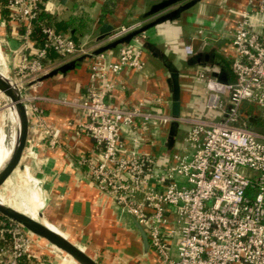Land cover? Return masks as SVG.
I'll use <instances>...</instances> for the list:
<instances>
[{
  "label": "built area",
  "instance_id": "obj_1",
  "mask_svg": "<svg viewBox=\"0 0 264 264\" xmlns=\"http://www.w3.org/2000/svg\"><path fill=\"white\" fill-rule=\"evenodd\" d=\"M43 1L3 0L9 19L22 29L15 34L20 45L10 49V65L0 48V70L15 82L27 111L24 156L35 160L40 150L55 147L60 135L37 104L38 78L52 70L50 53L67 60L90 53L52 26H42L40 41L33 37V20L40 10L50 11ZM232 14L234 81L226 85L227 100L208 84L205 107L216 112V118L188 120L184 150L172 151L164 165L162 152L144 149L152 142L146 136L153 132L152 125L168 124L174 117L158 111L149 99L131 108L107 102L116 86L108 75L144 67L136 40L118 46L115 61L103 52L94 55L100 57L90 62L83 100H77L83 111L77 131L92 140L90 152L78 156V164L143 228L159 264H264V136L248 128L241 113L244 102L264 107V0H246L244 8ZM142 24L112 28L101 43ZM185 50L192 54L190 46ZM25 170L30 173L27 165ZM39 239L0 215V264H44L35 248ZM46 244L52 253H62Z\"/></svg>",
  "mask_w": 264,
  "mask_h": 264
},
{
  "label": "crops",
  "instance_id": "obj_2",
  "mask_svg": "<svg viewBox=\"0 0 264 264\" xmlns=\"http://www.w3.org/2000/svg\"><path fill=\"white\" fill-rule=\"evenodd\" d=\"M156 2L158 0H44L43 4L50 8L46 10L48 16L55 18L54 23L48 18L44 23L49 22L57 31L69 34L91 53L102 44L106 33L98 32L103 24L111 28L135 21L144 24L151 19L144 16L145 12ZM245 5L246 0H201L178 17L144 31L146 46L139 44L144 67L141 70L124 68L116 76L108 75L107 80L116 82L108 95V104L131 108L149 99L158 111L172 116L167 78L170 68H176L181 108L172 151H183L185 132L190 125L188 120L216 118V112L205 107L208 84L227 100L226 85L234 81L230 67L234 53L229 34L234 27L232 10ZM21 27L20 23L9 19L4 2L0 0V48L8 65L11 64L10 49L20 45L15 34ZM187 46L192 48V54L186 53ZM117 52L118 47L102 55L115 61ZM99 57L84 58L65 74L58 73L38 82L36 95L40 99L37 104L43 108L48 124L59 128L60 135L55 147L39 151L38 160L27 158L25 164L34 176L24 169L25 174L37 179L42 220L99 264H159L158 256L149 246L144 252L142 236L132 216L97 188L86 176V168L77 161L78 156L90 152L92 143L86 132L77 131L83 120L77 100H83L90 62ZM67 61L70 60L55 54L49 57L52 69ZM241 113L251 120L249 128L264 136V107L244 102ZM171 124L152 125L153 132L146 136V140L152 142L144 149L155 154L165 151ZM5 126L6 119L2 118L0 142ZM125 143L129 148L128 142ZM39 181L43 187L41 192ZM17 204L19 208L16 207L25 212L22 203L17 201ZM35 248L44 264H75L64 254L52 253L44 239L37 240Z\"/></svg>",
  "mask_w": 264,
  "mask_h": 264
},
{
  "label": "water",
  "instance_id": "obj_3",
  "mask_svg": "<svg viewBox=\"0 0 264 264\" xmlns=\"http://www.w3.org/2000/svg\"><path fill=\"white\" fill-rule=\"evenodd\" d=\"M201 0H158V2L151 5L149 10L145 12L144 16H149L151 19L142 24L139 28L105 44H100L90 54H84L78 56L66 63L53 68L48 73L39 77V80L52 77L58 73L65 74L69 69L74 68L77 63H80L84 58H88L104 51L114 49L120 45H126L132 40H136L140 45L146 46L145 39L142 33L152 26H156L165 20H171L178 17L182 12L188 10L193 5ZM111 26L103 24L99 28L98 34L108 33L111 30ZM103 37V36H102ZM167 83L171 93V114L174 117V121L169 127L167 138L165 142V151L160 155V165H164L171 152L175 140L177 122L180 115V83L179 73L174 67L170 68L169 77ZM0 93H2L9 101V105L12 107L16 120H17V133L13 141L10 154L0 167V186L6 181V179L15 170H24L26 164L24 163V155L29 136V120L27 117L24 101L22 100L20 90L16 86L15 82L9 76L5 75L0 70ZM0 215L16 222L28 231L36 235L37 237L44 239L50 245H53L60 252L72 258L78 264H99L94 258L88 255L80 246L70 241L60 231L54 230L47 226L42 220V212H38V219H35L25 212L17 210L12 206L4 204L0 200ZM136 227L139 229L144 252L148 250V238L143 228L136 223Z\"/></svg>",
  "mask_w": 264,
  "mask_h": 264
},
{
  "label": "rangeland",
  "instance_id": "obj_4",
  "mask_svg": "<svg viewBox=\"0 0 264 264\" xmlns=\"http://www.w3.org/2000/svg\"><path fill=\"white\" fill-rule=\"evenodd\" d=\"M8 106H9L8 99L4 95L1 94L0 95V124L2 123V118H4L6 119V126L3 129L0 146L7 132L8 112L6 114V109ZM27 161L28 159L25 158L24 163L25 162L27 163ZM39 184H40V192H41L43 187L41 186V183ZM0 198L5 203L15 202V205L17 204L16 201L22 203L26 214H28L29 216L35 219H38V212L40 210H39V198L37 196V191H36V184L35 182H33V180L29 176H26L25 170H22V171L15 170V172L0 186ZM16 206L19 208L18 204ZM61 254H64V253H61ZM64 256L71 262H75L69 256L65 254ZM75 264H78V263L75 262Z\"/></svg>",
  "mask_w": 264,
  "mask_h": 264
},
{
  "label": "bare ground",
  "instance_id": "obj_5",
  "mask_svg": "<svg viewBox=\"0 0 264 264\" xmlns=\"http://www.w3.org/2000/svg\"><path fill=\"white\" fill-rule=\"evenodd\" d=\"M6 107V106H5ZM8 112V120H7V132H6V136H4L3 138V141H2V144H1V149H0V167L2 166V164L4 163V161L6 160V158L8 157V155L10 154V150L12 148V145H13V141H14V138L16 136V133H17V120H16V116H15V113L12 109V107L9 105L6 109V114ZM15 172V171H14ZM13 172V173H14ZM12 173V174H13ZM11 174V175H12ZM10 175V176H11ZM29 175V174H28ZM9 176V177H10ZM8 177V178H9ZM30 177V176H29ZM7 178V179H8ZM31 178V177H30ZM6 179V180H7ZM33 180V182H35L37 184V179H34V178H31ZM4 204L6 205H9V206H12L13 208L19 210L16 205H15V202H8V203H5L2 199H0ZM17 202V201H16ZM21 211V210H20ZM41 211V210H40ZM39 211V212H40ZM24 212V211H22ZM26 213V212H25ZM49 226V225H47ZM50 228H52L51 226H49ZM54 229V228H52ZM55 230V229H54ZM59 231V230H58Z\"/></svg>",
  "mask_w": 264,
  "mask_h": 264
},
{
  "label": "trees",
  "instance_id": "obj_6",
  "mask_svg": "<svg viewBox=\"0 0 264 264\" xmlns=\"http://www.w3.org/2000/svg\"><path fill=\"white\" fill-rule=\"evenodd\" d=\"M46 18H48V20H51L52 23L55 22V18L50 16V15L48 16V13L44 9L40 10V12L38 13L37 17L33 20L34 21L33 22V31H32L33 37L38 39L39 41L42 39V33H41L42 26H44V25L49 26V24H50L49 22H46V24L44 23V20ZM52 54H55V53H50V55H52ZM244 121H245V125L249 128L251 120H248V119L244 118Z\"/></svg>",
  "mask_w": 264,
  "mask_h": 264
}]
</instances>
